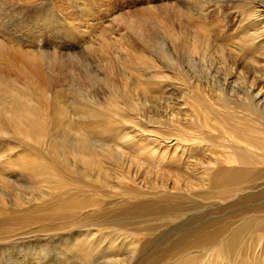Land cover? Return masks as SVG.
<instances>
[{
	"label": "rangeland",
	"instance_id": "1",
	"mask_svg": "<svg viewBox=\"0 0 264 264\" xmlns=\"http://www.w3.org/2000/svg\"><path fill=\"white\" fill-rule=\"evenodd\" d=\"M213 1L0 0V37L10 40V45L14 43L29 55L17 58V65L28 74L37 72L38 77L21 80H25L29 93L35 94L38 100L42 95L49 99L46 108L50 119L54 114L53 107H49L52 95L69 99L79 96L75 101L77 108L91 106V102L84 98L93 96L98 108L105 103H119L113 101L110 87L120 89L123 96L119 99V104H122L119 107L125 113L121 121L114 118L102 120L108 128L102 125L104 127H100L97 135H86L87 140L94 139L92 143L106 145L110 155L103 153L100 147L90 149V144H85V152L81 153L84 148L76 140L78 132L68 130L64 124L54 125L51 120L48 130L40 132L43 134L30 133L29 137L20 140L14 134L15 127L8 124V132L0 135V264H170L172 250L175 247L183 249L185 244L182 237L176 239L173 233L180 226H185L186 221L194 217L210 223V219L214 221L216 217L223 216V223H231L229 212L231 214L232 209L238 208L235 206L238 198L226 204L223 202L221 206L214 200H194L177 213H169L168 207H164L170 195L159 203L149 205L147 202V195L170 194L175 188L185 193L211 192L209 177L204 171L209 167L216 168V159L224 160L229 156L230 150L226 146L230 142H240L245 137L264 149V114L260 117L254 115L243 100V93L252 85L264 93V45L258 42L252 50L242 47L243 37L253 32L251 7L257 4L264 10V0ZM201 9H204L206 17L199 13ZM63 21L69 25L61 24ZM172 32L180 38L176 41L177 54L171 50L175 41ZM205 40L210 41L208 53L189 57L187 44L196 41L200 45ZM164 53L169 55L168 58L175 56L173 59L177 61L174 65L171 63L170 66L169 60L168 63L165 61ZM6 56L3 61L0 59L3 68L13 61L11 55ZM175 69L179 71L174 76ZM129 77L134 80L140 78V85H133ZM225 79L238 89V100L231 96L233 101L228 100L222 105L225 95L217 86H221ZM22 85L17 84L19 87ZM160 85L167 88L164 89V99L160 96L163 91ZM211 85L217 88L213 89ZM171 88L175 90L170 91ZM191 90L198 91L201 96H194ZM128 92L130 96L127 99ZM55 110L57 115L62 113L57 108ZM147 111L152 116L146 115ZM74 113L71 108L67 109L69 117ZM164 113L177 116L181 120L177 127L198 146L194 148L186 141L176 146L165 142L162 145L157 137L163 133H167L166 137H184L176 125L175 130L169 125L164 128L161 124L165 123L162 119ZM223 118L225 124L221 123ZM61 135L67 142L64 150L60 145ZM75 140L81 150L73 145ZM158 144H161L160 149ZM46 145L55 156L51 161L43 158L41 148ZM168 145L172 150L167 154L164 151ZM150 148H155L156 153ZM160 156H165V160H160ZM154 157H159V160ZM235 161L236 164L232 159V164L227 166L241 167ZM257 171L245 187L264 184L263 166ZM36 181L44 182L34 188L38 185ZM80 202L87 208H76L67 216L54 215L59 208L68 213V203ZM24 213L30 218L20 216ZM107 236L109 244H104L103 238ZM96 242L101 244L95 250ZM78 245L84 250L78 257L80 260L76 259L78 253H75ZM248 251L251 259L254 256V261L260 263L264 250L253 247ZM87 258V261L83 260Z\"/></svg>",
	"mask_w": 264,
	"mask_h": 264
},
{
	"label": "bare ground",
	"instance_id": "2",
	"mask_svg": "<svg viewBox=\"0 0 264 264\" xmlns=\"http://www.w3.org/2000/svg\"><path fill=\"white\" fill-rule=\"evenodd\" d=\"M12 1V0H11ZM186 1V0H185ZM241 1V0H239ZM258 1V0H256ZM15 2V1H14ZM215 2V0L213 1ZM234 2V1H233ZM242 2V1H241ZM247 2V1H246ZM254 2V0H253ZM188 3V2H187ZM217 3V0H216ZM215 3V4H216ZM227 3V2H226ZM229 3V2H228ZM231 3V2H230ZM250 3V2H249ZM263 3V2H262ZM192 4V3H191ZM220 4V3H219ZM251 4V3H250ZM217 5V4H216ZM242 6V4H240ZM253 5V3H252ZM244 6V5H243ZM246 6V5H245ZM244 6V7H245ZM58 8V7H57ZM182 8V7H181ZM180 8V9H181ZM187 8V7H186ZM202 8V7H201ZM218 8V7H217ZM216 8V9H217ZM249 8V7H248ZM177 9V8H176ZM183 9H185L183 7ZM191 10V9H190ZM247 10V9H246ZM249 10V9H248ZM189 11V8H188ZM199 10H197L198 12ZM207 11V9L205 10ZM242 11V10H241ZM251 13H250V18H252L253 20V25H252V31L250 34H247L246 36L243 37V46L245 48H250L252 50V48H254L255 46H258V42L262 43V45H264V13L262 11H264L263 9H261V6H257V4H255L253 7H251ZM1 12V11H0ZM193 12H196L195 10ZM192 12V13H193ZM204 9H201L199 11V13L202 15L204 14ZM247 12V11H246ZM98 13V12H97ZM191 14V12H189ZM210 12L208 11L207 14H209ZM3 14V13H2ZM221 14V13H220ZM193 15V14H191ZM190 16V15H189ZM229 16V15H228ZM193 18V16H191ZM203 17H206L205 14L203 15ZM230 17V16H229ZM237 17V16H236ZM90 18V17H89ZM93 20V19H92ZM195 20V19H194ZM193 20V21H194ZM234 20V17H233ZM240 20V18H239ZM243 20V19H242ZM242 20L240 22H242ZM66 21V20H65ZM65 21L61 22L64 23ZM236 21V20H235ZM238 21V18H237ZM247 21V19H246ZM245 21V22H246ZM68 22V21H67ZM73 22V21H72ZM206 22V21H205ZM223 22L225 23V21L223 20ZM234 22V21H233ZM239 22V24H240ZM243 22V23H245ZM248 22V21H247ZM75 23V22H74ZM193 23V22H192ZM202 23V22H201ZM65 24L69 25L68 23L65 22ZM71 24V23H70ZM205 24V23H204ZM242 24V23H241ZM246 24V23H245ZM194 25V24H193ZM196 25V24H195ZM214 25V24H213ZM225 25V24H224ZM4 26V25H3ZM74 26V25H72ZM203 26V25H202ZM226 26V25H225ZM229 26V25H228ZM244 26V25H243ZM204 27V26H203ZM202 27V28H203ZM238 27V25H237ZM79 28V27H78ZM218 28V26H217ZM72 29V28H71ZM70 29V30H71ZM220 29V28H219ZM224 29V28H223ZM227 29V28H225ZM251 29V28H250ZM86 30V29H85ZM203 30V29H202ZM207 30V28H206ZM195 31V29H194ZM193 31V32H194ZM210 31V29H209ZM222 31V30H221ZM251 31V30H250ZM77 32V31H76ZM75 32V33H76ZM196 32V31H195ZM223 32V31H222ZM249 31H247L248 33ZM173 36H174V43L172 45V53L173 54H177L178 51V43L176 42L177 39L179 38V36L177 37V34L172 32ZM198 33H200L198 31ZM220 33V30H219ZM236 33V32H235ZM234 33V34H235ZM78 34V33H77ZM197 34V32H196ZM201 34V33H200ZM244 34V33H243ZM81 35V34H80ZM199 35V34H198ZM202 35V34H201ZM219 35V34H218ZM237 35V34H236ZM3 36V35H2ZM12 36V35H11ZM16 36V35H15ZM78 36V35H77ZM75 37V36H74ZM194 37H196L194 35ZM219 37V36H218ZM239 37V36H238ZM7 38V37H6ZM80 38V37H79ZM197 38V37H196ZM200 38V37H199ZM223 38V37H222ZM232 38V37H231ZM8 39V38H7ZM207 39V38H206ZM209 39V38H208ZM225 39V38H224ZM180 40V38H179ZM187 40V39H186ZM196 40V39H195ZM199 40V39H197ZM210 40V39H209ZM208 40V41H209ZM10 40H6L3 37H0V59H6L7 56L6 54L9 56L11 55L12 57V62L10 63V65H1L0 64V95H2V98L0 96V135L3 136V134H6L8 132V130L6 129V127L9 125H13L15 127L14 129V134L16 135V138H25V137H29V134H35L37 135L39 134H43L40 132H45L48 130L49 128V121L51 120L52 123L54 125H59V124H64L65 126L67 125V129L70 131L76 130L78 132L77 135V141L79 144H82V147L84 148L83 151H81V153L85 152V144H90V149H97V148H101L103 153H108V155H110V150H108V148H106V145L103 146H99L95 143H92V140H87L86 135H97L96 133L98 132V130L100 129V127L102 125L105 126V129L108 128L107 124L105 122H103L102 120H109L110 118H114L115 120L121 121L123 118H125V113L124 111H122V107H119V99L121 96H123L121 94V91L119 93L118 89H116L115 87H110V89L113 91L114 96H112L114 99L113 101H118L119 103H112V104H102L99 105V107H96V103H94L93 101V96L89 99V98H84L86 99V101L91 102V106H84L83 108H77V104L75 105V101H77V97L74 99V97L72 99H69L68 97L65 98H60L59 96H55L52 95V101L51 105H49V107H53V116L52 119H50L49 115H48V107L46 108V106H48L47 104V98H44V96L42 95V98L40 100H38V98L36 97L35 94H30L29 90H28V85L24 84V81L21 80L23 78H27V77H32V78H37L38 77V73H34V74H28L23 68L19 67L17 65V63L19 62L17 58H21V57H27L29 56L28 54H24L21 48H18V46H15L14 43L13 45L8 42ZM14 41V40H13ZM87 41V40H86ZM182 41V40H181ZM207 40L203 41V43H201L199 45V43L197 44L196 41L195 42H191L190 44H187V52L189 57H195L197 54L202 53L204 55V53H208V48L210 41L208 42ZM85 42V41H84ZM151 42V40H150ZM239 42V40H238ZM237 42V44H238ZM241 42V41H240ZM42 43V42H41ZM149 43V42H147ZM152 43V42H151ZM218 42H216L217 44ZM26 44V43H25ZM215 44V43H214ZM222 44V43H221ZM242 44V43H241ZM215 46V45H214ZM231 46V45H230ZM56 46H54L55 48ZM149 47V46H147ZM146 47V48H147ZM151 47V46H150ZM217 47V46H215ZM226 47V46H225ZM236 47V46H234ZM239 47V46H238ZM241 47V48H242ZM65 48V47H64ZM83 48V47H82ZM133 48V47H132ZM230 48V47H229ZM4 49V51H3ZM68 49V48H66ZM210 49V48H209ZM219 49V48H218ZM239 49V48H238ZM46 50V49H45ZM48 50V49H47ZM221 50V49H220ZM229 51V49H227ZM231 50V49H230ZM234 50V49H233ZM55 51V50H54ZM162 51V50H161ZM222 51V50H221ZM225 51V50H224ZM235 51V50H234ZM244 51V50H241ZM26 52V51H25ZM28 52V50H27ZM30 52V51H29ZM44 52V51H43ZM42 52V53H43ZM50 51H48L49 53ZM226 52V51H225ZM237 52V51H235ZM249 52V51H248ZM251 52V51H250ZM39 53V52H38ZM37 53V54H38ZM46 53V51H45ZM48 53L46 55H48ZM59 53V52H57ZM64 53V52H63ZM149 53V52H146ZM221 53V52H220ZM231 53V52H230ZM238 53V52H237ZM237 53L235 55H237ZM256 53V52H255ZM167 54V53H166ZM223 54V53H222ZM239 54V53H238ZM250 54V53H249ZM262 54V53H260ZM35 55V54H34ZM161 55V54H160ZM41 56V55H40ZM50 56V54H49ZM58 56V55H57ZM62 56V55H61ZM66 56V55H65ZM68 56V55H67ZM84 56V55H83ZM163 56V54L161 55V57ZM165 55L164 53V58L165 61L169 60V65L171 63L177 61L173 58H175V56L168 58V56ZM179 56V55H178ZM224 56V55H223ZM10 57V58H11ZM36 57V56H35ZM159 57V56H158ZM160 57V58H161ZM259 57H261L259 55ZM29 58V57H28ZM39 58V57H38ZM45 58V57H43ZM54 58V57H53ZM64 58V57H62ZM74 58V57H73ZM71 58V59H73ZM79 58V57H78ZM163 58V57H162ZM181 58V57H180ZM224 58V57H223ZM222 58V59H223ZM51 59V58H50ZM58 59V58H57ZM69 59V58H68ZM82 59H84L82 57ZM153 59V58H151ZM186 59V58H185ZM227 59V58H226ZM0 60V62H1ZM28 60V59H27ZM34 60V59H33ZM36 60V59H35ZM34 60V62H35ZM59 60V59H58ZM65 60V59H64ZM77 60V58H76ZM75 60V61H76ZM164 60V59H163ZM3 61V60H2ZM31 61V60H29ZM74 61V60H73ZM150 61V59H149ZM164 61V62H165ZM187 61V60H185ZM193 61V60H192ZM227 61V60H226ZM7 62V61H6ZM181 62V61H180ZM188 62V61H187ZM225 62V60H224ZM262 62V61H261ZM4 63V62H3ZM81 64V61L79 62ZM158 63V62H157ZM168 63V61H167ZM179 63V62H178ZM177 63V64H178ZM27 64V63H26ZM34 64V63H33ZM75 64V63H74ZM148 64V63H147ZM150 64V63H149ZM155 64V63H154ZM164 64V63H163ZM187 63H185L186 65ZM195 64V63H194ZM79 65V64H78ZM166 64V67L167 68ZM176 65V64H175ZM188 65V64H187ZM33 66V65H32ZM152 66V64H151ZM157 66V65H156ZM165 66V65H164ZM171 66V65H170ZM39 67V66H38ZM149 67V66H148ZM173 67V66H172ZM189 67V66H188ZM191 67V65H190ZM227 67V66H226ZM230 67V66H229ZM35 68V67H34ZM154 68V67H153ZM232 68V67H231ZM84 69V68H83ZM151 69V68H149ZM88 70V69H87ZM152 70V69H151ZM154 70V69H153ZM167 70V69H166ZM173 70V69H172ZM230 70V68H229ZM234 70V69H233ZM84 71V70H83ZM159 71V70H157ZM179 70L174 71V76L178 74ZM215 71V70H214ZM30 72V70H29ZM114 72V71H113ZM112 72V75H113ZM177 72V74H176ZM187 72V71H186ZM40 74V73H39ZM153 74V73H152ZM90 75V74H89ZM128 75V73H127ZM162 75V74H161ZM172 75V74H171ZM225 75V74H224ZM91 76V75H90ZM89 76V77H90ZM226 76V75H225ZM233 77V75H230ZM263 76V75H262ZM154 77V76H153ZM177 77V76H176ZM209 77V76H208ZM231 77V78H232ZM91 77V81H92ZM131 77H129L130 79ZM156 78V77H155ZM167 78V77H166ZM220 78V77H219ZM29 79V78H28ZM132 79V78H131ZM143 79V78H141ZM230 79V78H229ZM229 79H225L224 83L221 84V86H217L219 89V91H221V94L225 95L224 98L222 99V105L228 101L231 100L233 101V96H235L234 98H236V100H238L237 96H238V89L235 87V85H232V83L230 82ZM27 80V79H26ZM30 80V79H29ZM101 80V79H100ZM99 80V81H100ZM133 80V85H140L141 81L140 78L139 79H132ZM169 80V79H168ZM33 81V80H32ZM146 81V79H145ZM152 81V80H151ZM31 82V81H30ZM29 82V83H30ZM40 82V81H39ZM165 82V81H164ZM163 82V83H164ZM170 82V80H169ZM178 82V81H176ZM23 84L22 86H17V84ZM33 83V82H32ZM157 83V82H156ZM155 83V84H156ZM220 83V82H219ZM235 83V82H233ZM58 84V83H57ZM99 84V83H98ZM170 84V83H169ZM188 84V83H187ZM190 85H192L191 83H189ZM32 85V84H31ZM30 85V86H31ZM51 85V84H50ZM77 85V84H76ZM153 84H151L152 86ZM29 86V87H30ZM33 86V85H32ZM31 86V87H32ZM80 88V85L78 83L77 85ZM130 86V85H129ZM161 86V85H160ZM172 86V85H171ZM175 86V85H174ZM198 86V85H197ZM50 87V86H49ZM154 87V86H153ZM157 87V86H156ZM195 87V86H194ZM212 87V85H211ZM216 87V88H217ZM52 88V87H51ZM120 88V87H119ZM125 88V87H124ZM161 89H163V91H161L162 95H160L163 99L165 98L164 94H166V90L164 91V89L166 88V85H162L160 87ZM169 88V87H168ZM178 88V87H177ZM187 88V87H186ZM191 88V87H190ZM213 89H216L214 87H212ZM157 89V88H156ZM167 89V88H166ZM196 89V88H195ZM261 89V88H260ZM33 90V88H32ZM126 90V89H125ZM129 90V89H128ZM171 90H175L174 88H171ZM190 90V89H189ZM59 91V90H58ZM124 91V90H123ZM126 92V91H125ZM130 92V91H129ZM129 92H128V97H126L127 99L129 98ZM60 93V92H59ZM194 96H201V94L195 90L192 91L191 90V94H194ZM90 96V95H89ZM111 96V94H110ZM232 96V97H231ZM155 97V94H154ZM243 97H244V104L249 108V110L251 111V113H254V115L256 116H262L264 114V93L261 91H257V88L254 87L253 85L250 87V90H246V93H243ZM111 98V97H110ZM124 99V98H123ZM122 99V100H123ZM70 100L72 102H70ZM111 100V99H110ZM125 100V99H124ZM123 100V101H124ZM160 100V99H159ZM131 101V99H130ZM133 101V100H132ZM165 101V100H164ZM97 102V101H96ZM106 102V101H104ZM150 102V101H149ZM50 103V102H49ZM125 103V102H123ZM134 103V102H133ZM164 102H161V104ZM127 104V103H126ZM140 104V103H139ZM137 104V105H139ZM165 104H168L167 102ZM98 105V104H97ZM122 105V104H121ZM120 105V106H121ZM125 105V104H124ZM136 105V106H137ZM127 106V105H126ZM129 106V105H128ZM135 106V107H136ZM153 105H151L150 107H152ZM71 108V111H74V115L73 117H69L66 112L67 109ZM138 107V106H137ZM166 107V106H165ZM228 108V106H225ZM60 110L62 113L61 114H55V112L57 110ZM122 108V109H121ZM163 108V107H162ZM51 109V108H50ZM131 109V108H130ZM142 109V108H141ZM155 109V108H154ZM153 111V109H151ZM157 110V109H156ZM167 110H170V108H167ZM52 112V111H51ZM131 112V111H129ZM133 112V111H132ZM145 113V112H144ZM132 114V113H131ZM137 114V113H135ZM146 115H151V113H148ZM156 115H158V113H156ZM160 115V114H159ZM168 115H170L168 117ZM152 116V115H151ZM176 116V115H175ZM224 116V115H223ZM127 117V115H126ZM133 117V116H132ZM131 117V118H132ZM156 117V116H155ZM153 117V118H155ZM177 117V116H176ZM174 117L172 114L170 113H164V116L162 117V119H164L165 123H162L164 125V128L167 127L169 125V127L172 126V128L175 130L174 126L177 128V131H179L181 134H183L182 131H180V128L177 127V125H179V123L181 122V120L179 121L178 118ZM216 117V116H215ZM74 118H79L78 119H74ZM152 118V117H151ZM150 118V120H151ZM214 118V117H213ZM218 118V117H217ZM128 119V118H127ZM158 119V118H156ZM215 119V118H214ZM149 120V118H148ZM219 120V119H218ZM229 120V119H228ZM113 121V120H112ZM126 121V119L124 120ZM141 121V120H140ZM153 121V120H151ZM215 121V120H213ZM217 121V120H216ZM109 122V121H108ZM128 122V121H127ZM143 122V121H142ZM159 122V121H158ZM221 122V121H219ZM226 122V121H225ZM224 122V118L223 121L221 122L222 124H225ZM51 123V124H52ZM104 123V124H103ZM212 123V122H211ZM101 124V125H100ZM126 124V123H125ZM160 124V123H158ZM181 124V123H180ZM208 124V123H207ZM206 124V125H207ZM109 125V123H108ZM123 125V124H122ZM52 126V125H51ZM102 126V127H104ZM110 126V125H109ZM115 127V125H113ZM208 126V125H207ZM222 126V125H221ZM224 126V125H223ZM229 126V125H228ZM101 127V128H102ZM163 127V126H162ZM12 128V127H11ZM117 128V126H116ZM163 128V129H164ZM168 128V127H167ZM213 128V127H212ZM226 128V127H225ZM53 129V128H52ZM182 129V128H181ZM56 130V129H55ZM115 130V128H114ZM145 130V129H144ZM13 131V130H12ZM226 131V130H223ZM228 131H231L230 129H228ZM239 131V130H238ZM56 132V131H55ZM58 132V131H57ZM56 132V133H57ZM114 132V131H113ZM118 132L119 128H118ZM160 132V131H159ZM169 132V131H168ZM3 133V134H1ZM224 133V132H223ZM61 134V133H59ZM124 134V133H123ZM130 134V133H129ZM185 134V133H184ZM183 134V135H184ZM225 134H227L225 132ZM11 135V134H10ZM34 135V137H35ZM45 135V133H44ZM63 135V134H62ZM61 135L60 137V145L62 146L61 148H63V150L65 149L64 146L67 145L66 140L64 139V137ZM66 135V133H65ZM167 133H163L161 137H157L158 139L161 140L162 145L164 144V142L166 144H172L171 146H176V145H180L179 143L181 142H185L186 143H191L194 148L195 146H198V144L196 145V143L193 141V139L189 138L188 135H184L183 136H178L177 138H173V136L168 135V137H166ZM224 135V134H223ZM5 137L9 135H4ZM39 136V135H38ZM125 136V135H124ZM143 137V135H140ZM157 136V135H156ZM164 136V137H163ZM1 137V136H0ZM58 137V135H57ZM56 137V138H57ZM146 137V136H145ZM182 140H180V138ZM203 137V136H202ZM4 138V137H3ZM49 138V137H48ZM93 138V137H92ZM125 138V137H123ZM155 139V141H157L158 139ZM5 139V138H4ZM9 139V138H8ZM7 139V140H8ZM20 140V139H19ZM35 140V139H34ZM59 140V139H58ZM76 140L73 142L75 148H77V150H81L82 147H80L79 145L76 144ZM96 140V139H95ZM120 140V139H119ZM123 140V139H122ZM198 140V139H197ZM195 140V141H197ZM39 141V140H38ZM99 141V140H98ZM176 141V142H175ZM192 141V142H191ZM3 143V141H1ZM8 142V141H6ZM55 142V141H54ZM97 142V141H96ZM175 142V143H174ZM174 143V144H173ZM246 143V144H245ZM42 144V143H41ZM45 144V143H44ZM50 144V143H49ZM117 144V143H116ZM165 144V145H166ZM2 145V144H1ZM4 145V144H3ZM27 145V144H26ZM32 145V144H31ZM43 145V144H42ZM161 145V144H160ZM158 144L157 148L160 149V146ZM41 146V145H40ZM160 146V147H159ZM171 146L168 145V147L166 146V149L164 152H166L167 154L172 150ZM225 146V145H224ZM253 147V150L250 149V147ZM49 146L46 145L42 146L41 150L43 152V158H47L50 161L55 157L51 151L50 148H48ZM110 147V146H109ZM163 147V146H162ZM179 147V146H178ZM177 147V148H178ZM113 148V147H111ZM118 148V147H117ZM174 148V147H172ZM151 152L152 149L154 150L155 148H150ZM198 149V148H197ZM226 149L229 151V156L226 157V159H216L217 160V167L216 168H206V171H204L206 173V175L209 177V183L211 185L212 191L209 193H198V192H188L185 193L183 191H181V189H174V192H170V194H165V193H158L160 195L157 196H152V195H147V202L149 203V205H152V203L156 202L159 203L163 200L166 199V196H169L168 201L164 202V207L167 206L168 208H166L168 210L169 213H177V210H182L189 202L194 201V200H200L202 202L204 201H216L217 203L221 205H223V202L226 204L228 203L230 200L235 201V198H238L235 202L238 208L237 209H232L231 214L229 212V218L231 220V223H223L221 221V219H223V216H219L216 217V219H214V221H212V219H210V223H208V221H204L203 219L201 220H197L193 217V219H190L188 221H186V225L188 226H180L178 229H176L173 233L174 236H176L178 238H183L185 240V244L183 246V249H179L177 247H175L172 250V258L170 255L169 258V262L170 264H264V252L262 253V260L259 262H255L254 261V256L251 259V257L249 256V254L247 252H249V248L252 249L253 247L258 249H263L264 250V184L261 186H252V187H245V184L248 183L251 179V177L253 176L252 174L257 173V169L261 166H263L264 168V149L257 147L254 144H252V142H250L248 139H245V137L242 139V141L240 140V142H230V145L226 146ZM257 149H259L260 151H257ZM3 150V149H2ZM120 150V149H119ZM6 151V150H5ZM9 151V150H8ZM158 151V150H157ZM7 152V151H6ZM11 152V151H10ZM9 152V153H10ZM61 152V151H60ZM80 152V151H79ZM91 152V151H89ZM112 152V151H111ZM120 152V151H119ZM124 152V151H123ZM177 152V151H176ZM156 153V150H154V154ZM8 154V153H7ZM11 154V153H10ZM9 154V156H10ZM56 154V153H54ZM57 154H60L59 152H57ZM80 154V153H79ZM158 154V152H157ZM85 155V154H84ZM2 156V155H1ZM158 156V155H157ZM3 157V156H2ZM62 157V155L60 156ZM1 158V157H0ZM124 158V157H123ZM159 157H154L155 160H165V156H160ZM121 159V158H120ZM232 159L234 160L235 164L237 160L240 164L241 167L239 168H233V167H228L227 165H231L232 164ZM90 161V160H89ZM152 161V160H151ZM92 162V161H91ZM147 162V161H146ZM69 163V162H68ZM88 163V161H87ZM115 163V162H114ZM10 167L12 166L11 162L9 163ZM171 164V163H170ZM238 164V163H237ZM14 166L16 164H13ZM115 165V164H114ZM196 165V164H195ZM194 165V166H195ZM259 165V166H258ZM113 166V165H112ZM138 166V165H137ZM258 166V167H257ZM261 170V168H260ZM260 173V172H259ZM41 182L44 181H36V184H38L36 187L37 188ZM46 183H48L47 181H45ZM7 186V184H5ZM244 186V188L242 187ZM243 188V189H242ZM190 189V188H189ZM40 198V197H39ZM115 199H121V197L118 196H114ZM3 199V198H2ZM40 200H42V197L40 198ZM246 204V207L244 206ZM69 211L68 213L63 211V208H59L57 209V211L54 213V215L57 216H67V215H71L74 210L76 208L80 209V210H84L87 208V206L80 202V203H68L66 206ZM231 208V207H230ZM21 217H24L26 219H29L30 216L27 213L21 214ZM185 216V215H184ZM190 221L192 223V225H190ZM222 225V226H221ZM215 226H219V227H215ZM109 239V236L104 237L103 240H105L103 243L104 244H109V242L107 243ZM102 240V241H103ZM118 241V239H116ZM101 243H97L96 245H94L95 250L98 249L100 247ZM84 251L83 248L81 247V245H78V248L76 250L75 253H78L76 255V259L80 260L79 255L80 252ZM260 252V251H259ZM261 254V252H260ZM253 255V254H252ZM84 261H87L88 258ZM250 261V262H249Z\"/></svg>",
	"mask_w": 264,
	"mask_h": 264
}]
</instances>
